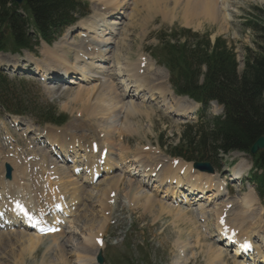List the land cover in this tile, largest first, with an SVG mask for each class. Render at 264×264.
Returning a JSON list of instances; mask_svg holds the SVG:
<instances>
[{
    "label": "rangeland",
    "instance_id": "obj_1",
    "mask_svg": "<svg viewBox=\"0 0 264 264\" xmlns=\"http://www.w3.org/2000/svg\"><path fill=\"white\" fill-rule=\"evenodd\" d=\"M79 1L82 5L79 10L80 12H84L86 16L81 17V19L79 18V21L74 26L68 28L63 33L62 37L53 43L50 48L46 49L45 44L42 43L37 49L36 54H31L27 51H22L20 54L16 55L7 53V58L0 60V67L7 70L4 73L8 75L9 78L7 89L10 92H0V100L4 101L3 105L6 104L7 106V108L5 106V109L0 107V139L6 135H12L16 142V145H13L12 149L10 147H2L1 157L7 156L10 150L19 152V156H21V152L28 157L34 156V153L31 151L34 150L32 147H34L35 143L30 144L29 141L25 142L23 138L28 129L33 132L44 129L43 132L52 133L58 138H62L64 135L74 136L72 133H76L78 136L85 135L83 131H81V128H75L77 124L79 126L84 125L83 128L85 129L90 127L87 129H94L96 131L103 129L105 126L111 127L112 132L110 131V137L106 138L109 140L107 143L110 148H108V154L111 161L118 164V170L123 171V182L119 184L115 190L116 193L120 191L118 198H116L117 204L113 206V213L108 216L109 219L102 229H100V219L96 216H94V218L91 216V219H94V225L93 227H88L91 223L86 225L88 231L82 226L88 224L89 220L83 221L82 218H79L76 223L75 221L77 218L70 217L66 221V228L62 234L55 239L49 237L47 239L43 238L37 240L28 235H21L18 230L1 232L0 264H96V251L99 250L98 248H91L93 247L92 245H94L93 238L90 240L89 244H85L84 240L92 236L98 237L99 233L102 234L105 244V247L101 250L104 257V264H121L123 257H131L140 251L137 245L146 246L147 255L151 264H207L208 262V264H233L237 260L233 258L231 251L220 247L215 242L216 237H213L217 231L215 217L211 215L207 216L206 214V216L203 215L205 218H202V216L196 213L197 210L194 209L197 208L199 210L200 208H204V212L218 211L223 204L226 202L230 203V200H232V212L229 214L232 215L230 219L233 220L241 210L238 200L241 196L251 193L252 197L256 200V206L250 214L254 219L251 218V223L246 222L244 224L247 231L248 229L251 230L253 227L255 229L256 225H253L254 223H252V221L255 220L258 223L259 219H261V226H263L264 200L258 201L253 191H248V187L252 188L246 180L248 173L246 172L244 175V180L241 184L228 182V195L224 192L219 193L220 190H217L219 196L214 201L211 199V201L202 200L197 203L189 201L171 202L169 198H162L163 193H158V197H153L155 201L158 202L156 205L159 206L163 204L162 206L174 212L170 211L171 213H169L164 211L159 213L157 207H154V211L146 209L143 206L145 198L135 199L133 197L134 192L132 191V193L129 187L134 180L142 179L137 176L129 179L128 173L131 172L128 171V168L132 163L133 156H138L140 152L142 154H149L155 163L167 166L170 160L173 159L168 156L170 147L177 145L187 120L179 117L178 112L168 110L167 106V110L165 107H162L161 105H163L164 102L162 103L160 99H155L152 102L145 101L142 107V110L146 112L145 114L130 115L128 112H123L124 110H120L122 105H129L128 103L137 104L139 102V99L136 98L134 88L130 89L128 97H124L120 101L118 106L119 109L110 111L111 102H109L108 96H101L102 99L97 100L96 94L94 95V91H92L94 87L97 89L100 85H105L103 84L105 80L94 82L88 79L89 76H94L93 72L88 67L90 61L93 60L90 58H85L88 61H85V59L77 60L74 54L76 51H82L79 48L85 44L91 45L89 46L90 48H94V42H96L100 50L104 52L108 58L106 62L108 67H110L108 72L112 73V71H117L122 74L129 68V65L134 66L140 64L139 66L142 67L143 62H141V60L146 59V61L148 60V70H144L146 77L150 78V80L154 78L158 79V82H165V84H167L166 100L171 103L176 101V105L180 107L184 105V102L177 103L178 100L176 98L170 97L172 93L169 90L168 75L165 73L164 68L157 65L150 57V52L159 53L161 47L164 46V40H159L162 38L161 35L168 33L171 27L178 26L191 28L199 32H208L209 35H211V39L222 37L227 41L228 46L234 50L236 55L235 61L239 67L238 71L241 72L243 69L245 49H255V42L258 41L253 28L247 26V21L252 20L253 23H262L264 20V0H219V5L223 8L221 12V15L224 17L223 25L226 24L224 27L219 23L202 21V19H196L194 23L187 25L183 13V8L187 0H162L163 3L158 8L160 10L139 7L138 14L135 12L136 18L134 17L132 19H130L131 11L125 8L119 10L122 12V15H116L114 17L108 16V18L99 16V14L106 12V8L118 3L123 4L128 0ZM107 2H110V4H105ZM131 2L132 1H130V3ZM109 19H112V21L115 19L114 21L118 25H112L113 22H109ZM108 22L109 25H106ZM111 27L114 34L112 36L114 39L110 41L112 45L103 46V44L105 45V40H103L105 38L102 39V36L108 34ZM82 28H84V30ZM80 33L81 37L79 36ZM55 46L60 49L55 50ZM61 48L67 52L66 57L62 56ZM45 51L49 53L48 57L47 55L44 56ZM52 52H54L53 56L57 57L55 60L49 62V57ZM16 64L20 66V70L9 75L10 71L8 68ZM67 65H73L72 67L75 74L69 77L64 74L65 72H61L58 77L54 78L57 81L53 79L48 85L44 82H39L38 77L34 75V73L38 72L43 66H56L64 70V67ZM26 68L30 70L31 74H26L21 70ZM14 75H17L18 78ZM119 76H121V74H119ZM115 77H117V75ZM113 82L116 84L120 83L119 79H115ZM155 83H157V81ZM63 85L66 87L62 88ZM119 88L118 90L121 93L123 89L121 87ZM80 90L86 91V96L82 93L78 94ZM87 90L92 91L89 99H86ZM144 98L147 99L148 95L144 96ZM79 99L80 101H78ZM183 101L188 102L187 100ZM87 102H89V107H92L98 115L104 114L106 117H110V122L108 121L106 125H104V121L101 124L97 121L94 123L93 114H90L92 112L86 111V114L84 112L82 114L81 112L83 109L81 110V106ZM172 106L174 108L176 107L174 105ZM47 109L49 111H46ZM48 112L55 114V116L62 115L65 117L66 115L67 119L65 124L61 126L44 124V120L48 118ZM221 114V108L211 107L210 116H220ZM80 120L82 122L81 124ZM68 128H74L75 131L72 132ZM64 130H66L68 134L62 135L59 133ZM118 130H124L126 133L124 134L125 137L123 138L124 142L122 147H120V140L117 136L119 133ZM160 141L164 147L160 146ZM0 143H2V140H0ZM78 149H80L79 145ZM121 152L124 154V157H126V160L124 158L123 161L120 160V156L122 155ZM43 153H45V151ZM99 154L100 152L96 156L98 157ZM243 158L246 163L242 161L236 166L234 165L235 170L239 168V164L245 166L251 163L250 157L243 156ZM178 160L182 165L190 164L181 159ZM237 160V155L233 153L227 155V157H224L222 160L221 169H223V165H228ZM127 162L130 163L128 164ZM125 163L126 165H121ZM190 166L187 167L188 171H191ZM246 166L244 170H247ZM221 169L217 170V172L221 171ZM119 171L116 172V174H118ZM229 171L230 174H232V166ZM195 173L197 174V172ZM216 175L220 176L218 173ZM206 176L211 180L207 185L214 183L213 176ZM45 177L46 176L43 178ZM178 178L182 177L178 175ZM183 179L188 180V178L185 177ZM224 179L230 180L231 178L229 175L224 177L220 176V183L224 182ZM233 179L234 177L232 180ZM236 180L237 179L233 181ZM153 186L151 182L148 183V192L149 190H153ZM102 187H104V185L100 188ZM215 188H217L216 185H212L209 190ZM142 191H145V189ZM208 196H210V194ZM128 198H132V200L129 201L130 203L136 202L137 204L133 203L131 206H128L126 202ZM88 203L89 202L84 203L87 206V209L86 207L84 209L85 212L91 215V204ZM189 203L192 204L187 205ZM178 210L183 211L187 215L184 216L182 213L177 214ZM110 211L111 205L109 204L107 212L110 213ZM105 217H107L106 214ZM94 229L96 231H94ZM255 230H258V232H256V236L253 237L254 241L259 245V249H263L264 229L260 227ZM89 231H93L97 234L91 235ZM245 237L247 240L253 239L252 237H247V235H245ZM239 238H243V236ZM83 245L88 247L90 251L88 250V252H82L76 255L75 252H80V246ZM128 245L132 247H128ZM75 249L78 250L76 251ZM178 250L179 253H181V258L176 257L178 255ZM215 251L223 254V258L214 260V254L212 253H215ZM183 255L184 257H182ZM211 258L212 260L210 262Z\"/></svg>",
    "mask_w": 264,
    "mask_h": 264
},
{
    "label": "bare ground",
    "instance_id": "obj_2",
    "mask_svg": "<svg viewBox=\"0 0 264 264\" xmlns=\"http://www.w3.org/2000/svg\"><path fill=\"white\" fill-rule=\"evenodd\" d=\"M128 1L123 3V4L118 3V4H115L111 7L106 8V12L99 14V16H102L104 18L106 15L107 16L111 15V17H114L115 15H122V12L118 11V10H122L123 8H125V9L131 11L130 12V14H131L130 19H132L135 17V12H136V14H138L139 7H144V8L146 7L147 9L149 8L151 10H154V9H158L163 3L162 0H128ZM130 1H132V2L130 3ZM226 1H228V0H226ZM105 4L109 5L110 2H107ZM128 6H129V8H128ZM158 10H160V9H158ZM183 13H184V19H185L187 25L188 24L191 25V23H194V21L196 19H202V21L219 23L222 27L226 26V24L223 25L224 24V17L221 15V7L219 6V0H187L185 6L183 8ZM115 19H117V18H115ZM115 19H113V21L112 20L109 21L110 20L109 19L108 21L113 22L112 25H118L117 23H115V21H114ZM109 22L106 25H109ZM225 23H227V22H225ZM102 26H105V25H102ZM82 29L84 30V28H82ZM80 35H81V33L79 34V36ZM102 35H103V33H102ZM113 35H114L113 29L111 27L110 30L108 31V34H104L102 36V39L105 38V39H103V40H105V42H104L105 45L103 44V46L112 45V42H110V41L114 39V37H112ZM82 42H83V40H82ZM89 46H91V45L85 44L84 46L80 47L79 49H81L82 51H76L75 52V54H74L76 57L75 59L80 60V59H84L86 57L88 59L90 58L93 60V61L89 60L90 64L88 65V67L93 72L94 76H89L88 79H90L91 81H94V82H101V81L105 80V82L103 83L105 85H100L99 87L96 86L97 89H95V87H94V89H92V91H94V95L96 94L97 100H101L102 99L101 96H108L109 102H111L110 103L111 107L109 109L110 111H114L116 109H119L118 106L120 104V101L124 97H128V93L130 92L131 87L135 88L136 97H137V99H139V102L137 104L136 103H128L129 105H122L120 107V110H122V111L124 110L123 112H125V113L128 112L130 115L145 114L146 112L142 110V107L146 101L145 100L146 97L144 98V96H146V95H148V97L150 98V101H153L157 98L161 99L163 102L165 101V96L167 95V93H166L167 92V89H166L167 84H165V82H158L159 80L154 79V78L151 79L152 80L151 81L150 78L146 77L145 71H144L145 74L143 73L144 68L139 66L140 64H136L134 66L129 65L130 69L128 68L127 70H125L124 74H122L121 72L119 73L117 71H112V73L108 72V69L110 68V67H108V64L106 63L108 61V58L106 57L105 53L100 50V48L98 47V43L94 42V48H89ZM78 47H79V45H78ZM54 49L59 50L60 48L58 49V47L55 46ZM61 52H62V56L66 57L67 52L64 49H62ZM46 55H47V57L49 56V53L47 51H45V53H44V56H46ZM53 55H54V52H52L51 56L49 57V59H50L49 62L56 59L57 56H53ZM55 55H56V53H55ZM102 62H104V63H102ZM72 66L67 65L64 67V70H62L61 68H58L56 66H53V67L47 66V67H44L42 71L44 73H50L53 76L58 75L61 71L71 75L74 72ZM74 68H75V66H74ZM145 68H146L145 70H148V63H147V66ZM125 69H126V67H125ZM119 74H121V76H119ZM116 75H117V77H115ZM91 77H92V79H91ZM114 77H115V79H119V81H120L119 84H116L113 82L115 80ZM156 81H157V83H155ZM62 87L65 88L66 86H62ZM119 87H121L123 89V91L121 93L118 90V89H120ZM49 91L52 92L51 90H49ZM92 91L87 90V98L86 99L90 98V94ZM81 93L86 96V91L80 90L78 92V94H81ZM78 101H80V99ZM179 102H184V105L178 107L176 105V103H174V106L177 107L176 111L182 117L193 118L194 117L193 116L194 111L188 110L187 105H194V104L190 101L185 102L183 100H178L177 103H179ZM166 105H168V103H166ZM81 107H82L81 110L83 109L81 112L82 114H83V112L86 114V111L92 112L90 114H93L94 123L97 121L99 124H101L104 121V125H106L107 122L108 121L110 122V120H111L110 117H106L104 114L98 115L97 112L94 111L92 107H89V102L82 105ZM87 109H90V110H87ZM143 116H145V115H143ZM77 123H79V122H77ZM81 123L82 122L80 120V124ZM75 126H77V127H75ZM75 126L74 127L76 129L81 128L82 129L81 131H83V133L85 135L78 136V135H76V133H72V134H74V136L64 135V136H62V138L61 137L58 138L57 136H55L52 133L43 132L44 130L39 132V134L46 136L45 139H43L44 144L46 142L49 144L56 145V149L58 150L59 154L62 156V160H63L62 163L54 162V160H51L50 157H48L46 154L44 156L41 154L37 155L39 157L38 159H36V157L34 156L33 160H31V161H27L26 157L23 158L22 160H20V158L16 157L15 154H13L14 155L13 158H7V159L6 158H0V191H1V193H5V195L11 194L12 195L11 197L13 199L20 197L26 204H30L31 206H35V205L31 204V202H29L28 199L35 198L38 200V202L41 206L43 204V201L41 200V198L43 199V195H42L41 185H39V183H40V180L42 181V177L44 175V172H47L48 183L49 184L52 183L55 186H58V189L60 190V194L62 196H64L65 200H68L70 207L71 208L75 207L74 212L71 215V216L75 217V219L77 218L75 222L77 223L78 219L82 218L83 221L89 220L88 224H84L82 227L86 228V225H89V223H91V224L88 227H90V226L93 227L94 219H91V216H92V218H94V216H96L100 219V229H102L103 226L106 224V222L109 219V217H105V214L107 212V208H108V206L110 204V200H111L109 195L113 191L116 190L117 186L123 182V179H122V175L120 173L114 174V172L118 171V167H117L116 163L113 164L110 162V158H109L110 156L108 154L107 158L105 159L102 171H101L104 174H102L101 177L96 181V183L93 184V182H92L93 170L95 169V172H96V169H97L96 165H97V162L99 160L98 157L100 156V154L98 157L96 155H94L91 152V145H92V143L96 142L99 145L98 148L99 147L101 149L106 148L108 150V144L107 143L109 140L106 138L110 137V133L112 132V130H111V127H108V126H105L103 129L97 130V131L93 129L94 127L92 128L93 130H91V129H87L90 127H87L86 129L83 128L84 125L79 126L77 124ZM47 129H54V128H47ZM54 130H57V129H54ZM69 130H71L72 132L75 131L74 128H72V129L70 128ZM114 131H115V128H114ZM118 131H119V133L117 134V136L120 140V147H122L123 142H124L123 138L125 137L124 134H126V133L124 132V130L123 131L118 130ZM59 133H61L63 135V134H66L67 131L64 130V131H61ZM78 133H80V132H78ZM100 135H103V137H105V139L103 140L102 136H100ZM97 139H98V141H97ZM78 145L80 146L81 150L78 149ZM69 147H71V148H69ZM121 154L122 155L120 156V160L123 161V158L126 160V157H124V154L122 152H121ZM66 157L73 158V163L79 169H82L84 172H88V174H84L82 176L83 178L73 176L72 175V169L66 168V166L63 165V163H65V161H66ZM81 162H83V163H81ZM4 164H9L12 168V178L10 181H5L3 179V175H4L3 165ZM158 164L159 163H155L152 160V158L149 154H142L140 152V154L138 156H136V155L133 156L132 164L129 165L128 171L129 172L132 171L131 175H134L135 173H139L142 175V178L147 179L149 181L150 174L152 172H154L155 167ZM37 165L39 166V169H41V170L44 169L43 174L39 175L38 172L34 171V168H36ZM84 165H87V167H85V168L80 167V166H84ZM246 165L245 166L248 169L250 166L248 164H246ZM152 166L154 169H150ZM245 166H241L240 164L238 165L239 168H236V170L234 172V179L233 180L239 179L241 177V175L245 171L244 170ZM132 167H133V169L131 170ZM180 168L181 167L174 169V168H171L170 165L167 168H165V167L160 168L158 170L159 172H157L155 175V179L151 180L152 184H156V185L153 186V190L150 191V193L148 191L147 192L142 191L147 187V184H145L141 181H136V180L133 181L132 184L129 185V187L131 189L130 191L134 192V193L132 192L133 197L135 199H140V198L142 199V197H144L145 200L143 202V206L148 210L154 211L155 210L154 207H157L158 208L157 211L159 213L164 212V211L171 213L170 211H172V210H170V209L168 210L166 207L162 206L163 204L159 205V206L156 205V204H158V202H156L155 198H153V197H158L157 193H161V190L163 189V187L166 186L165 182L169 180L170 181L168 183L169 188L165 189V191L163 192L164 195L162 196V198L169 197L172 194V196L175 195L174 199H176V196L178 194H175V192H173V193H171V192L173 190H175V188H177V185H174V187H172V185H173L172 183H174V182H171V180H173V178H176L177 182L175 184H178L179 181H183V178H178V173H179ZM189 173H190V171H188V170L186 171V173L184 172V177L188 178V180H190V182H192L190 185V188H192V190L200 189L201 191H203L205 189V185H207L209 183V181H211L209 179V177L206 176V174H202V173L196 174L195 172L194 173L196 175L195 176L192 175L193 180H191L192 176H190V175L188 176ZM210 176H212V175H210ZM52 177L55 178L53 180L54 182L51 181ZM103 185H104V187L100 188ZM208 186L209 185H207L206 187H208ZM218 188L219 187L217 186L216 190L219 191ZM209 194H210V196H207L206 198L204 197V195H206V194H204L203 196H201L199 198V200H196V201L214 199L215 196H216L215 198H217L219 195V193H216V191H214L213 193H209ZM142 195H145V196H142ZM106 201H107V204H106ZM212 201H214V200H212ZM85 202L86 203L89 202L88 204H91L90 205L91 215H89L88 212H85L84 208L86 207V209H87L86 204H84ZM232 202L233 201H231L230 203L232 204ZM255 202H256V200L252 197L251 193L245 194V195L241 196L240 199L238 200V203L241 207V210H240L239 214L237 216H235V219L231 220L230 218H228V215H227V219H228L227 224L228 225L231 224L230 228H233V229L236 228L239 231V233H241L240 236H243V238H246L245 235H247V237L249 236V238H251V237L253 238L254 236H256L255 233L258 232V230L256 231L255 229H259L260 227H262V229H264L263 228L264 223H263V226H261V224H262L261 219H259L258 223L255 220L252 221V223H254L253 225H256L255 229L253 227V228H251V230L248 229V231H247L246 226L244 224L246 222H250V219L252 218V215H250V214L253 211L254 207L256 206ZM224 205L225 204H223V206L218 211H213V212L212 211H210V212L206 211V212H204V208H200L199 210L197 209L196 213H198L200 216H202V218H205L203 215L206 216V214H207V216H209V215L214 216L216 219L215 220V222H216L219 215H221V213H222V208L224 207ZM112 208L113 207L111 205V211H112ZM111 211H110V213H111ZM71 212H72V210H71ZM172 212H174V211H172ZM231 212L232 211L230 210L229 213H231ZM180 213L184 214V216L187 215L183 211L178 210L177 214H180ZM78 214H81V215H78ZM252 219H254V218H252ZM88 227L86 228V230L88 229ZM17 229L23 235H28L29 237L35 238L37 240H41L42 238L47 239L49 237H52L55 239L56 237L60 236V234H55L52 236H48V237L44 236L42 238L41 237L39 238L38 236H34V235H31L28 233L25 234L26 231L20 229V227H18ZM89 230H91V229H89ZM94 231H96V230L94 229ZM89 233L91 235L97 234L93 231H89ZM261 237H263V236H261ZM92 238L94 240L98 237L92 236V237L84 240L85 244H89V242ZM254 245H255V250L257 251V256H258L257 259L261 260V263L264 264V248H263V250L260 251L259 245H257L256 243H254ZM92 246L93 247H91V248L97 249V247L95 245H92ZM75 250L77 251L78 249H75ZM88 250H89V248L85 247V245H83V246H80V252H75V253H76V255H79L82 252H88ZM209 254H210V252H209ZM212 254H214L213 255L214 260L223 258V254H221L217 251H215V253L213 252ZM233 257L237 260L233 264H254V260L253 259L251 260V258L249 260H251L253 263L247 262L248 259L244 260V258H242V259L239 258L238 255L237 256L233 255ZM209 258H208V260H209ZM211 260H212V258L210 259V262H211Z\"/></svg>",
    "mask_w": 264,
    "mask_h": 264
},
{
    "label": "trees",
    "instance_id": "obj_3",
    "mask_svg": "<svg viewBox=\"0 0 264 264\" xmlns=\"http://www.w3.org/2000/svg\"><path fill=\"white\" fill-rule=\"evenodd\" d=\"M81 6L78 0H24L19 9L11 0H0V50H34L37 40L27 33L29 28L52 43L56 33L76 21L75 15L83 14ZM253 30L258 41L255 49H246L241 72L232 49L221 38L211 43L207 34L180 29L161 35L164 46L154 56L168 70L175 93L201 103L205 110L210 101L224 110L223 117L190 127L172 154L214 163L219 154L249 153L254 142L264 137V24L253 25ZM47 115L46 121L58 123L54 115ZM253 162L262 171L254 177L264 196V151Z\"/></svg>",
    "mask_w": 264,
    "mask_h": 264
},
{
    "label": "water",
    "instance_id": "obj_4",
    "mask_svg": "<svg viewBox=\"0 0 264 264\" xmlns=\"http://www.w3.org/2000/svg\"><path fill=\"white\" fill-rule=\"evenodd\" d=\"M17 6H21L23 3V0H12ZM264 149V138L260 137L259 139H257L255 141V143L253 144V146L251 147V154H255L257 151L259 150H263ZM195 168H198L202 171H206V172H212V169L209 165L207 164H195L194 165ZM7 174H9L10 169L7 168ZM8 177V175H7ZM100 263H102V260H99Z\"/></svg>",
    "mask_w": 264,
    "mask_h": 264
},
{
    "label": "snow or ice",
    "instance_id": "obj_5",
    "mask_svg": "<svg viewBox=\"0 0 264 264\" xmlns=\"http://www.w3.org/2000/svg\"><path fill=\"white\" fill-rule=\"evenodd\" d=\"M17 210L19 211V212H21L22 214H24V215H27V212L23 209V207H21L20 205H17ZM30 218V217H29Z\"/></svg>",
    "mask_w": 264,
    "mask_h": 264
}]
</instances>
